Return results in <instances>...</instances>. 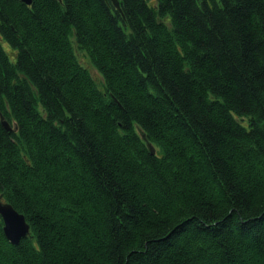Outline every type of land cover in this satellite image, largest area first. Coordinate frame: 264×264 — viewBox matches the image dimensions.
<instances>
[{"label": "trees", "instance_id": "16d2710c", "mask_svg": "<svg viewBox=\"0 0 264 264\" xmlns=\"http://www.w3.org/2000/svg\"><path fill=\"white\" fill-rule=\"evenodd\" d=\"M120 6L0 0V264H264V0Z\"/></svg>", "mask_w": 264, "mask_h": 264}, {"label": "water", "instance_id": "95a60500", "mask_svg": "<svg viewBox=\"0 0 264 264\" xmlns=\"http://www.w3.org/2000/svg\"><path fill=\"white\" fill-rule=\"evenodd\" d=\"M26 3L30 4L32 0H23ZM115 7L121 11L120 0H112ZM3 125L9 130H15L16 127L13 126L7 119L1 115ZM142 137L147 141L146 135L141 131ZM149 149L154 153L155 147L151 142L147 141ZM0 219L4 223V231L8 239L17 244L24 237H27L30 234L31 227L29 222L26 219V216L20 212L15 206L7 201H4L0 195Z\"/></svg>", "mask_w": 264, "mask_h": 264}, {"label": "rangeland", "instance_id": "374dc122", "mask_svg": "<svg viewBox=\"0 0 264 264\" xmlns=\"http://www.w3.org/2000/svg\"><path fill=\"white\" fill-rule=\"evenodd\" d=\"M78 52V56L81 60V62L86 65L88 68H90V70L92 71L93 75L97 78V80L99 81V83H102V76L100 75V73L95 69V67L92 65V63L90 62L89 58L86 56V54H84L83 51H80L77 49ZM242 119V118H241ZM247 121L249 120L248 118L246 119Z\"/></svg>", "mask_w": 264, "mask_h": 264}]
</instances>
